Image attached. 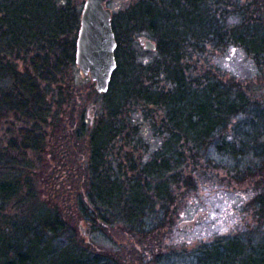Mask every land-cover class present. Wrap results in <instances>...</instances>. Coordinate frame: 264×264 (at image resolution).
Segmentation results:
<instances>
[{"label":"trees","instance_id":"1","mask_svg":"<svg viewBox=\"0 0 264 264\" xmlns=\"http://www.w3.org/2000/svg\"><path fill=\"white\" fill-rule=\"evenodd\" d=\"M81 11L74 0H0V119L21 124L18 141L0 148V199L34 202L28 230L38 242L66 230L60 212L43 210L37 170L54 136L49 129L72 104ZM113 29L118 68L109 91L97 94L105 115L93 124L79 118L89 149L81 216L157 245L178 217L179 192L198 191L216 170L231 183L255 185L242 205L252 206L257 226L200 246L187 263L264 264V240L251 238L264 231V95H249L238 76L210 62L240 50L264 75V0H138L113 13ZM141 35L156 45L150 60L131 51ZM202 59L210 66L194 64Z\"/></svg>","mask_w":264,"mask_h":264},{"label":"rangeland","instance_id":"2","mask_svg":"<svg viewBox=\"0 0 264 264\" xmlns=\"http://www.w3.org/2000/svg\"><path fill=\"white\" fill-rule=\"evenodd\" d=\"M136 1L112 0L108 7L113 13L120 14ZM74 2L83 7L85 0ZM257 32L261 33V30ZM143 39L149 37L137 36L131 51L143 60H150L155 53L145 48ZM213 57L210 62L220 65L228 76L234 74L248 85L249 95H264V75L255 71L253 63L242 51H228ZM201 61L194 64L210 66L206 60ZM196 66L202 68L201 65ZM68 77L74 88L68 117L58 123L59 128L53 126L49 129L54 136L47 144L45 159L48 162L43 158V167L40 165L42 169L37 170L40 175L38 198L44 205L43 210L60 212L66 230L53 237L55 239L38 242L28 230L32 226L28 216L34 202L31 199L27 201L25 196L6 201L0 199V264H188L190 255L200 246L256 228L252 206L244 209L242 205L255 194V185L249 181L245 184L231 183L216 170L209 174L213 178L209 179V175L204 178L198 191L183 189L179 192L178 217L165 229L162 242L157 245L130 236L120 227L108 228L85 220L79 210L78 197L84 189L83 167L87 163L89 149L88 139L78 136L79 118L83 113L87 123H97L106 112L103 104L105 98L98 97L95 83L89 76H84L78 67ZM20 127L21 124L12 117L0 119V148L7 149L11 143L18 141ZM116 147L128 150L121 143ZM10 154L13 158L17 156ZM124 154L120 156L124 157ZM24 155L26 160H32L30 153ZM138 156L139 152L135 154L136 158ZM251 238L264 240V231L254 233ZM28 239H32V245L28 244ZM15 249L20 250L22 256L8 255ZM83 250L94 256H107L117 263L108 259L93 262V257ZM158 257L161 259L157 261Z\"/></svg>","mask_w":264,"mask_h":264},{"label":"water","instance_id":"3","mask_svg":"<svg viewBox=\"0 0 264 264\" xmlns=\"http://www.w3.org/2000/svg\"><path fill=\"white\" fill-rule=\"evenodd\" d=\"M111 0H86L77 39L76 64L85 76L91 77L99 93H107L118 64V48L113 30L112 11L106 7ZM146 49L156 45L146 40ZM96 109V108H94Z\"/></svg>","mask_w":264,"mask_h":264}]
</instances>
